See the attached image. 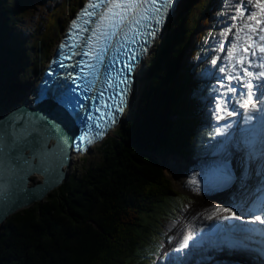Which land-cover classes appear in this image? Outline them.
<instances>
[{
	"label": "trees",
	"instance_id": "trees-1",
	"mask_svg": "<svg viewBox=\"0 0 264 264\" xmlns=\"http://www.w3.org/2000/svg\"><path fill=\"white\" fill-rule=\"evenodd\" d=\"M24 1L0 0L1 96L19 80L15 65L21 54L5 46L3 38L25 11ZM208 1H187L167 25L145 62L133 107L98 146L102 159L77 176L68 174L43 200L3 220L0 264H136L140 259L145 232L158 231V217L175 205V190L157 154L203 155L214 146L208 124L199 117L198 93L205 81L199 89L187 86V97L182 76L174 72L195 24L202 17L213 22L206 16ZM53 19L49 14L34 40L36 48ZM21 36L14 34V41L24 53ZM197 49L192 55L199 59ZM193 66L194 61L186 68Z\"/></svg>",
	"mask_w": 264,
	"mask_h": 264
},
{
	"label": "snow or ice",
	"instance_id": "snow-or-ice-1",
	"mask_svg": "<svg viewBox=\"0 0 264 264\" xmlns=\"http://www.w3.org/2000/svg\"><path fill=\"white\" fill-rule=\"evenodd\" d=\"M172 3L173 0H88V3L73 19L69 36L60 45V48L64 59H71L75 55L87 58L78 62L80 75L76 76L75 79L83 80V85H78V87H82L83 91H94L99 84L101 90L98 97L93 96L91 99L99 98L102 102L104 94L109 89L115 88L116 95L109 98L118 101L115 104L102 103V107L109 109V111L103 112L99 118L87 116L86 129L78 137L81 146L92 144L104 135V131L101 129L105 128L107 123L102 125L97 120H103L107 117L108 121L114 122L115 117L112 109L114 108L116 112L123 110L124 96L127 94L126 86L130 84V80L127 78V74L120 70V66L122 65L128 74L131 73L132 65L130 62L123 63L124 58L127 57L130 61L135 60L138 52L144 51L143 45L148 43L147 38H155ZM239 3L240 15L243 16L244 12H247L248 18H251L254 14L251 12L249 0H239ZM261 11L264 12V0H261ZM233 19H237V17H233ZM256 23L260 25L261 21L258 20ZM232 27H236V25ZM249 27L252 26L249 25ZM82 33L88 35L82 36ZM242 36L251 41V44L246 45L243 52L239 51L240 43L234 44L233 51L228 56V59L232 61L231 71L227 68L220 69L221 72H228V75L225 78L227 83L224 80L220 83V87L224 91L217 97L215 111L217 113L226 112L227 116L237 114L235 108L228 110V104L232 99L229 93H237V86L232 85V81L235 80L239 82V87L242 89L236 102L240 104V107L246 109L245 123L252 120L254 110L259 112L260 118L264 122V90H262L264 89V79H262L264 78V27H252L250 33H244L242 24L236 33L237 40H241ZM137 41H143L140 49L130 47ZM221 51H223V45H221ZM215 63L216 61L213 60V64ZM85 68L89 71L85 72ZM251 69H257V71ZM254 81H260V83L257 84ZM67 95L66 92L65 96ZM66 106L71 110L70 100ZM96 111L99 112L101 109L97 108ZM224 118L223 115H217V120ZM230 127L231 124H226L223 128L217 127L216 134L219 135ZM93 128L98 130L94 134ZM29 135L30 132L27 129L17 130L14 124L9 121L0 122V194L3 193L8 182L16 178L20 171L32 170L34 167L31 161L23 155L24 147L32 143L27 139ZM244 143L248 149V159L252 160L259 157L261 160L257 172L261 176L260 187L257 188L259 196L255 203L247 209L248 214L252 215V219L248 223L264 225V144L258 148L254 139H245ZM36 155L38 153L34 151V158ZM221 172L222 180L225 183L234 179L227 164L221 166ZM247 178L248 173L245 171L244 179ZM232 207H236L238 211L241 210L239 205L226 208L216 207L208 219H212L222 212H229V216H220V218L240 220L241 216L233 212ZM243 214L242 212L241 215ZM232 228L264 236V229L258 227L245 228L233 225ZM190 239H192L191 236H185L175 251L180 253L187 248ZM177 259L179 258L177 257Z\"/></svg>",
	"mask_w": 264,
	"mask_h": 264
},
{
	"label": "rangeland",
	"instance_id": "rangeland-1",
	"mask_svg": "<svg viewBox=\"0 0 264 264\" xmlns=\"http://www.w3.org/2000/svg\"><path fill=\"white\" fill-rule=\"evenodd\" d=\"M78 1L79 0H40L39 2H35V3H33L34 0L24 1L23 8H25V11L21 15L15 16L17 18V23L14 25L12 23L6 28L5 30L6 34L3 38V42H6L5 46H8L12 50H14V52L16 53L21 54V58H19L20 60H18L15 65L16 70H17V77H19V80L16 82L19 85L15 86L14 89H12L10 92H6L4 96L0 95V114L2 112L7 111L9 108L17 105L19 102L22 101V99L24 98V96L26 95L27 91L30 88L31 82H33V79H35L37 71L40 69L41 65L43 64V61L46 55L53 48L54 42L56 41V38L58 36L59 29L61 28L63 23L67 21L66 19L70 17L69 15L71 13V10L77 6ZM229 1L231 0H227L226 2H228L229 4ZM49 2L50 4L52 3L51 7L47 5ZM213 11H211V13H213ZM221 13H222V10H221ZM49 14H51L52 19L53 18L54 19L49 24L47 31L44 32L43 39L40 45H38V47L36 48L35 45L33 44L34 40L36 39L37 34H41V31L43 30V28L46 27V24H47L46 19ZM222 20L223 19L220 18L219 23ZM211 26H213V24ZM33 28L34 30L32 32ZM214 29L215 31H218V27L217 28L215 27ZM197 30L198 31L196 33L202 31V28H197ZM221 30L223 29H220V31ZM17 33L22 34L21 38L26 43L27 48L25 47L23 51L24 53H21V51L17 49L16 47L17 45H15L14 34H17ZM235 33H237L236 29H233L231 31H228L227 33H224L223 36H221L222 37L221 41L227 42V49L231 43L232 44L234 43L235 40H234L233 35ZM193 41L194 40L191 39L192 43ZM218 44L220 46V43ZM211 53L212 55H214V57L210 61V64H211L210 68H212V66L214 65L213 60L217 57L218 51H214V49H212ZM13 55L15 56V53H13ZM146 60L147 58L143 62H141L139 66L141 73H144L143 70L146 64L145 63ZM204 60L206 61V59ZM18 62H22L23 64L21 63L22 65H20V63ZM228 67L229 66H227L226 68ZM142 80L143 79L140 74V78L136 82V85L137 86L139 85V87H142L143 86ZM4 91H5V87L2 89V92ZM129 107H130V110L133 107V104L131 102L129 104ZM98 146H93L92 148L88 149V151L84 152L82 156L84 159L80 157L79 159H74L73 161H71L69 165L66 167V169L69 167L67 170L68 172H66L67 175L72 173L74 176H77L80 174V172H82L83 167L85 165L89 163H91L92 165H94L95 163H98L102 159V156L104 155V152ZM175 158H178V157L175 156L174 158L173 157L171 158L167 156H162L161 159L163 161L164 168L169 169L170 166L173 164V160ZM168 175L173 176L172 174H170V172ZM30 178H31L30 182L37 180V177H34V175L32 176V174L30 175ZM173 181L171 179V184L175 190V193L172 194V196L175 197V205L173 207H168V209L166 208V210L163 211L166 214H163L162 216L158 217V220H159L158 231L160 230L159 226L162 225L163 231L167 235V237H165L163 240H162V237H160V240L157 237L153 238L154 240L156 239L158 242L164 243L163 249H166L165 243L167 240H168L167 243L169 245H170V242L174 243L171 239V237L173 236V233L169 229L168 225L172 224L175 221H178L180 216H182L181 215L182 211L185 209V207L187 208L188 206H191V202L193 201L190 196H186L183 193H179L177 191L178 187L176 186V184H174ZM53 189H50L49 191ZM181 195L183 196L184 199L182 198ZM45 197L46 196L42 197L41 200H43ZM166 217H170V218L166 219ZM198 224H201V223H198ZM154 231H157V230H152L149 233L148 232H145V233L148 235L149 234L151 235L153 234ZM189 251L190 252L188 255L192 253L191 250Z\"/></svg>",
	"mask_w": 264,
	"mask_h": 264
},
{
	"label": "water",
	"instance_id": "water-1",
	"mask_svg": "<svg viewBox=\"0 0 264 264\" xmlns=\"http://www.w3.org/2000/svg\"><path fill=\"white\" fill-rule=\"evenodd\" d=\"M33 101L32 107L23 101L0 114V122L9 121L17 130L30 132L27 139L32 143L24 147L23 155L34 166L32 170L20 171L0 194V226L9 214L40 201L66 179L71 141L77 128L68 126L66 118L70 114L61 105L40 98ZM34 151L38 153L35 158ZM33 172L40 174V179L30 182Z\"/></svg>",
	"mask_w": 264,
	"mask_h": 264
},
{
	"label": "bare ground",
	"instance_id": "bare-ground-1",
	"mask_svg": "<svg viewBox=\"0 0 264 264\" xmlns=\"http://www.w3.org/2000/svg\"><path fill=\"white\" fill-rule=\"evenodd\" d=\"M151 52L152 51L149 52L148 56L150 55ZM230 62L232 64V61H230ZM230 65L227 68L229 71H231V69H232V65L231 66ZM233 74H235V73H233ZM227 75H228V72H223L222 77H220V78H222V80H224L225 83H227V81L225 79L227 77ZM223 91H224V89H222L221 87L218 88V91L216 92V95L213 98L212 105H213L214 115L216 117H217V115H223L225 118L221 119V120L224 121V123H229L232 125V124H235V120H236L238 114L240 112H242L243 110H246V109L240 107L239 103H237V102L234 103L235 101H237L236 100L237 95H234L233 93H229V96L232 99L228 104V110L230 111V110H233V108H235L237 110V114L233 115V116H227L226 112L217 113L215 111L217 97ZM240 127L243 129H248V130L250 129V131H251V130L256 128V124L254 126V124L251 122L245 123V119H243V123L241 124ZM237 137L239 140H241L243 138L242 132L239 133V136H237ZM215 155H212V156L207 157V158L204 157V158H201V159L196 160V161L191 160L192 161L191 167L185 166L184 165L185 161L183 159H175V160H173V164L170 166L169 169L165 168V171L168 174L170 172V174L173 175V176L170 175V177H171L172 181L174 180L173 181L174 184H176V186L182 192H188V194L191 196V199L193 200V201L191 200L192 201L191 206H188L187 208L185 207V209L182 211V213H181L182 216H180L178 221H175L172 224H169L170 226L168 225L169 229L173 233V236L171 237V239L174 243L178 240V238L180 236H182V235L186 236V234L191 230V228L193 227V225L195 223H198L200 221L207 222V221H210L212 219H215L216 217H218L220 215V214H218L217 216H214L212 219H208V216L212 214V212L215 210V208L216 207L221 208V205L215 204L211 199L206 198L207 197V187L205 185V182H200V179H203L205 177L204 167L206 166V164L211 159L215 158ZM68 168L66 169V172H68L67 171ZM189 169H190V171H189ZM31 174H32V176L34 175V177H37V180L40 179V174H38L36 172H33ZM177 181H178V183H177ZM193 181H195V183H193ZM245 185H247V184L243 183L241 185L242 194L248 191V189L244 191L243 187ZM240 194H241L240 189H239V191L237 189H233V191L230 192V196L226 197V199H225V197L222 196V199L226 200V201H224L222 208H226V207L234 205L233 203H231L232 198L234 196L239 197ZM189 203H190V201H189ZM236 205H239V204H236ZM251 206H252V203H250V207ZM235 210H237V208L232 207V211L234 212ZM225 213L230 214L229 212H225ZM174 243L170 242V244H174ZM206 264H216V262L215 261H213V262L208 261Z\"/></svg>",
	"mask_w": 264,
	"mask_h": 264
},
{
	"label": "clouds",
	"instance_id": "clouds-1",
	"mask_svg": "<svg viewBox=\"0 0 264 264\" xmlns=\"http://www.w3.org/2000/svg\"><path fill=\"white\" fill-rule=\"evenodd\" d=\"M187 1H189V0H187ZM184 6V5H183ZM183 6L180 8V9H177L176 11H174V13H175V15L178 13V12H180L181 10H182V8H183ZM201 20V19H200ZM199 20V21H200ZM198 21V22H199ZM198 22H197V24H198ZM170 23V22H169ZM160 38H161V36L159 37V39L157 38V40L152 44V48H151V51L153 50V47H154V45L160 40ZM188 41V40H187ZM187 41H186V43H185V46H186V44H187ZM185 46H184V48H185ZM183 48V50L181 51V53H180V55H179V58L180 57H182V54H183V52H184V49ZM146 58H148V55H147V57ZM145 58V59H146ZM179 58H178V61H177V63H176V67H175V73L176 74H180L182 77L181 78H179V81L180 82H182L183 84H185L184 86H183V90H184V92H186V90H187V86H189V85H191L192 83H194L195 82V80H192V76L191 75H189V71L192 69H190L189 70V68L186 70V69H184V68H186L184 65H182V63L181 62H179ZM182 66H183V68H182ZM139 73H141L140 71H139ZM36 75H37V73H36ZM141 77H142V79H144V75H143V73H141ZM139 78H140V76H139ZM36 79H33V81H35ZM142 83H143V81H142ZM17 85H19L17 82H16V86ZM189 87H191V88H194L193 87V85L192 86H189ZM139 85H138V88L135 90V92H134V94H133V96L131 97L132 99H131V102H132V104H134V101H135V99H136V97H137V93H138V91H139ZM195 89H198V88H195ZM188 91V90H187ZM200 91H201V89H200ZM200 91H199V93H200ZM199 93H198V97H199ZM189 94V93H188ZM135 98V99H134ZM37 99V98H36ZM40 99H42V98H40ZM34 100V99H33ZM42 100H45V99H42ZM190 100H194L193 98H190ZM23 101H26L27 102V100H25V98H23L22 99V101L21 102H19L18 104H20V103H22ZM34 102V101H33ZM55 103V102H54ZM57 104H59V105H61L62 106V109L63 110H65L66 112H68L69 114H70V117L72 116V111L69 109V107L68 106H66V104H67V102L65 101V103H63L62 104V102H56ZM199 104V103H198ZM27 105H29L30 106V104L27 102ZM32 105H33V103H32ZM16 106V105H15ZM14 107V106H13ZM32 107V106H31ZM200 108V107H199ZM10 109V108H9ZM129 109H130V107H127V109H125L124 111H123V115H121V118L119 119V122L122 120V118H123V116H124V114H126L128 111H129ZM199 113H200V111H199ZM200 117V116H199ZM206 118V117H205ZM205 118H204V120H202V117H200V119L203 121V122H205L206 124H208V126H211L212 125V122H206L205 121ZM67 119V118H66ZM119 122L117 123V125L119 124ZM117 125H116V127H117ZM69 126H71V125H69ZM76 126V128H77V132H78V126L77 125H75ZM116 127L114 128V130L116 129ZM207 129H208V131H209V128L207 127ZM113 130V131H114ZM112 131V132H113ZM111 132V133H112ZM110 132L108 133V134H105L103 137H102V139H100L99 141H97V143H95L93 146H98L99 144H100V142L107 136V135H109V134H111ZM74 137V136H73ZM93 146H91V147H88V148H86L85 150H83L82 152L80 151V152H78V151H74V150H72V149H70V162L71 161H73L74 159H79L80 157L82 158V156H83V153L84 152H86V151H88V149H90V148H92ZM162 156H167V157H178V158H175V159H183L184 161H185V166H187V167H191V164H192V161H193V158H195V157H197V159L196 160H199V159H201V158H204V157H210V156H212V152H208V153H206V154H203V155H189V154H187V153H185V152H181V151H178V152H166V153H162V154H157V158H158V160L159 161H161L162 162V170H163V173L168 177V179H169V182H170V184H171V177H170V175H168V173L165 171V168H164V166H163V161H162V159H161V157ZM174 159V160H175ZM192 160V161H191ZM195 160V161H196ZM189 171H190V169H189ZM167 173V174H166ZM66 177H67V173H66ZM58 186V185H57ZM171 186H172V184H171ZM172 188H173V186H172ZM174 189V188H173ZM178 190V192L179 193H183V194H185L186 196H190L189 194H188V192H182L179 188H177ZM182 194V195H183ZM181 195V196H182ZM191 197V196H190ZM182 198H183V196H182ZM207 199L209 198V199H211L215 204H218V205H221V208L223 207V203H224V199H221V200H219L218 198H216V197H214L213 195H208L207 194V197H206ZM184 199V198H183ZM223 201V202H222ZM234 212H237L238 213V210H235ZM223 213H225V212H223ZM221 214V213H220ZM172 217V216H171ZM170 217H166V219H169ZM198 223H201V224H198ZM198 223H195L194 225H193V227L191 228V230L186 234V236H191L190 234H193L196 230H199V229H201L203 226H204V224L206 223V222H202V221H200V222H198ZM215 223H213V225H214ZM159 228H160V230L159 231H154L153 232V234H146L145 235V237H144V240H142V243H143V246H142V248H141V251H140V259L136 262V264H195V261H193L192 260V253L193 252H195V250L193 249V243L195 244V240L194 239H191V241L193 240V243H189L188 244V247L187 248H185V249H183L180 253H178V252H176L175 251V249L176 248H178L179 247V245H180V243H182L183 242V240H184V237L185 236H181L178 240H177V242H175L174 244H170V245H168V240L166 241V243H165V245H166V249H163V242H158L156 239L154 240L153 238H155V237H157L159 240H160V237H162V240L165 238V237H167V235L164 233V231H163V228H162V225H160L159 226ZM154 230H156V229H154ZM200 237V236H199ZM198 238V237H197ZM204 239V238H203ZM208 243H210V241H208V239H206V245L208 244ZM200 244H202V243H200ZM189 250H191V254L190 255H188L189 254ZM184 255V256H183ZM177 257L179 258V259H177ZM143 258V259H142ZM211 258H213V256H211ZM214 261V260H213ZM212 261V262H213Z\"/></svg>",
	"mask_w": 264,
	"mask_h": 264
}]
</instances>
